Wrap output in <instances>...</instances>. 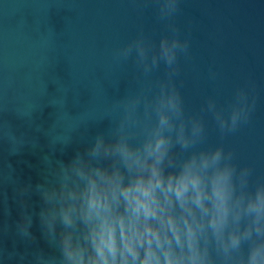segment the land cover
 I'll return each mask as SVG.
<instances>
[{"label": "clouds", "instance_id": "obj_1", "mask_svg": "<svg viewBox=\"0 0 264 264\" xmlns=\"http://www.w3.org/2000/svg\"><path fill=\"white\" fill-rule=\"evenodd\" d=\"M151 3L167 34L157 43L141 28L114 50L143 79L112 100V127L67 162L45 156L43 181L20 190L39 196L42 235L59 253L37 250L27 264H264V177L223 143L250 122L254 85L236 88L226 106L206 98L201 112L220 137L208 144L203 117L186 112L176 84L179 58L190 57L175 23L182 0ZM161 65L163 77L153 79ZM31 226L23 212L17 234L33 239Z\"/></svg>", "mask_w": 264, "mask_h": 264}, {"label": "water", "instance_id": "obj_2", "mask_svg": "<svg viewBox=\"0 0 264 264\" xmlns=\"http://www.w3.org/2000/svg\"><path fill=\"white\" fill-rule=\"evenodd\" d=\"M180 8L175 23L190 57L179 58L176 84L186 112L203 117L215 145L218 130L201 106L209 96L226 106L236 88L253 84L250 122L223 143L264 177V0H182ZM141 28L157 43L167 34L151 0H0V264H17V254L27 264L37 250L59 255L42 235L39 196L20 190L43 181L45 156L67 162L107 134L112 100L143 79L113 52ZM163 73L161 65L152 78ZM23 212L32 215L31 240L17 234Z\"/></svg>", "mask_w": 264, "mask_h": 264}]
</instances>
